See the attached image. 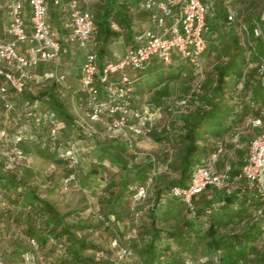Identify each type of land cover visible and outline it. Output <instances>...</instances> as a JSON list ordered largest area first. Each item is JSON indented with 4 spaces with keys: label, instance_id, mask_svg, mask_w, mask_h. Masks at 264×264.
I'll return each mask as SVG.
<instances>
[{
    "label": "trees",
    "instance_id": "1",
    "mask_svg": "<svg viewBox=\"0 0 264 264\" xmlns=\"http://www.w3.org/2000/svg\"><path fill=\"white\" fill-rule=\"evenodd\" d=\"M145 1L102 0L93 11L100 68L115 39L126 32V40H131L133 13H145L152 25V13L141 8ZM225 6L234 8L251 25L261 19L264 0H224L217 15L209 17V47L203 57L205 79L200 88L196 87L200 74L187 61L166 68L154 60L143 71L126 70L132 81L133 107L146 106L155 118L147 123L145 138L163 142V156L143 152L139 143L144 137H136L129 130L112 133L105 124L113 118L107 114L95 122L97 131L85 134L76 128V122L83 120L77 107L85 109L89 119L92 114L80 87L65 89L54 82L29 84L22 95L24 103L18 105L22 110L28 104L34 113L42 115L45 124L33 135L18 137L17 125L26 120L6 119L11 125H7L10 133L4 134L8 141L0 142L2 264H25L26 255L39 264H264L262 201L244 189L242 179L233 183L248 157V150L239 144L250 145L253 140L240 135L235 142L234 135L241 134L239 129L253 120L264 119V87L256 57L252 58L254 67L249 68L248 46L239 25L234 24L229 31L222 25ZM252 41L264 54V45ZM39 68L41 65L34 72ZM160 74L161 78L154 79ZM140 76L144 82H138ZM120 82V74L111 75L108 83L100 86L102 99L112 83ZM176 89L180 92L174 95ZM171 95L172 105H167ZM137 98L145 99L141 106ZM160 113L167 114L162 130L156 121ZM51 121L56 122L59 133L57 145L46 139ZM3 125L4 121L0 129ZM76 135L87 145L84 168L81 163L70 168L64 157L71 150L65 144ZM14 144L24 158L11 162L8 154ZM219 145L225 149L219 166L230 165L231 181L226 188L208 187L194 196L193 213L182 199L168 193L175 186L187 187L195 167L205 163ZM36 157L56 170L30 164L28 158ZM58 168L63 172L57 175ZM66 180L81 189L93 185L91 182L97 189L102 187L95 211L84 215L91 208L86 202L84 207L65 213L59 210L51 195H62L61 181ZM141 187L147 194L137 201ZM114 240L132 256H121L120 248L111 245Z\"/></svg>",
    "mask_w": 264,
    "mask_h": 264
},
{
    "label": "built area",
    "instance_id": "2",
    "mask_svg": "<svg viewBox=\"0 0 264 264\" xmlns=\"http://www.w3.org/2000/svg\"><path fill=\"white\" fill-rule=\"evenodd\" d=\"M0 1L7 3L10 16L8 34L13 38L10 42L0 44V108L6 114H13L14 121L21 122L24 118L34 130H37L45 124L42 115L34 113L28 104L18 112L17 101L22 100L26 88L31 87L29 84L37 86L45 82H54L61 86L64 84L66 77L64 74L45 71L38 76L34 71L44 63L56 62L65 49L48 23L47 0ZM61 1L55 0V3L58 5ZM223 1L146 0L141 4V8L152 13L153 29L145 30L136 36L138 46L127 49L117 61L106 62L102 68L98 64V54L88 52L81 68L82 81L79 87L86 95L92 110L91 121L97 122L101 114H107L113 118L112 122L105 124L112 133L119 134L129 130L136 137H147L146 125L152 123L155 118L146 106L133 107L130 95L132 81L126 70L143 71L154 60H159L166 68L174 66L177 61H187L200 74L196 83V87L200 88L205 79L203 57L209 47L206 39L208 20L209 17L217 15ZM67 9L69 19L65 29L70 32V38L74 43L86 47L96 33V16L93 11L82 9L78 0H69ZM225 16L222 25L226 31L236 23L239 25L242 40L248 46L249 68L254 67L252 58L258 59V77L264 87V54L259 53L256 43L252 41L256 39L264 45V10L261 19L254 20L251 25L231 6H225ZM112 26L118 29L116 24ZM19 44H23L24 47L19 49ZM113 74H120L121 82L112 83L109 86V93L102 99L100 86L107 84ZM24 123L17 125L18 137L30 135ZM55 125L56 122L51 121L46 139L57 145L59 133ZM251 126L263 132L251 141L246 164L233 183L240 179L244 181V189L253 192L262 201L264 217V119L253 120ZM76 128L85 134L92 133L90 125L84 120H78ZM167 129L169 130V127ZM7 137H4L5 141H8ZM239 137L240 134H237L234 141H238ZM224 154V147L219 145L205 163L195 167L188 186H175L169 191L168 196L182 199L194 213V196L208 187L223 189L229 185L230 165L226 164L223 169L219 166L220 158ZM8 156L11 162L24 158L15 144ZM64 157L69 161L70 168L79 164L72 149ZM146 194L147 189L141 187L135 198L140 201ZM52 242L57 243L54 240ZM32 243L35 245L34 241ZM111 245L120 248L117 240ZM119 253L124 257L132 256V252L127 248H120ZM33 259L32 256L26 255L25 264H38L32 261Z\"/></svg>",
    "mask_w": 264,
    "mask_h": 264
},
{
    "label": "rangeland",
    "instance_id": "3",
    "mask_svg": "<svg viewBox=\"0 0 264 264\" xmlns=\"http://www.w3.org/2000/svg\"><path fill=\"white\" fill-rule=\"evenodd\" d=\"M80 5L82 7H88L90 10L96 12L97 11V6L98 4L102 1V0H78ZM0 20L2 22V32L4 33L3 30H7L8 27V22H9V14H8V10L6 8V4L2 1L0 2ZM55 35H57V32H55V30H53ZM7 33H5V35H2V40L5 41V43L10 42L13 40V38L10 35H6ZM7 37V38H5ZM1 38V37H0ZM7 39V40H6ZM115 47H119L121 48L123 46V38H117L114 40ZM0 44H4L1 43ZM80 46V45H79ZM24 45L23 44H19V49L23 48ZM85 50V55L88 52H98L99 49V45L97 43V41L95 40V36L93 38H91L89 44L86 47H81ZM96 52V53H97ZM69 57H67L66 54H63L61 56H59V58L57 59L56 62H49V63H44L41 65V68H39V70L35 72L36 75H41L40 71L41 70H45V71H54L58 74H64L65 77V82L63 84V88H72V87H79V77H78V72H77V68H78V64L81 63V58L78 57V59H76V68L75 70H72L71 68H67V70H61V66L62 63H64L65 61H68ZM106 59H109V57H107ZM78 61V62H77ZM207 62H209L207 60ZM73 67V66H72ZM207 68L209 69L208 65ZM65 69V68H64ZM65 72V73H64ZM129 74L131 75H135V73L133 71H128ZM163 76V74H160L158 76H155V78H161ZM171 91H172V85H171ZM180 92L178 89L174 90V95H177ZM138 99V103H140V105L138 103H135V105H139L141 106L145 99L143 98H137ZM136 99V101H137ZM23 100H18L17 101V105L20 104V106H22L23 104ZM20 106L18 107L19 111L20 110ZM76 112L79 113V115L82 117V119L84 121H86L89 125H90V129L92 131V129L97 131L96 128V123L91 121V119H89L87 111L85 109H76ZM167 114H163L160 113L157 116V128L159 130H162L163 126L166 125V121H167ZM13 116V114H6V112H4L1 108H0V126H1V122L4 121V125L2 126V129H0V142H2V140H4V134L5 133H10V127L11 126L9 124V122H6V119H8L9 117ZM10 120V119H9ZM7 120V121H9ZM24 125H26V129L28 131V134H34L33 132L35 131L32 126L29 123H24ZM7 128V129H4ZM241 134V136H245L246 138H248L249 140L254 139L256 136H258L260 134V132H263V130L258 129V128H253L251 125H248L244 128L239 129V131ZM236 134L234 135L235 138ZM10 138V137H9ZM80 138H78V135L75 136L74 139H72L71 141H69L67 144H65V146H68V148H71L73 150V152L76 155V160L79 161V164L81 163L83 168L86 167V161H85V157L83 155V152L85 151L87 145L85 143V140H81L79 141ZM232 141V139L230 140ZM139 146L141 148V150L143 152H145L146 154H151L154 155L156 157L158 156H163L164 154V150L165 148L163 147V142L159 143V142H155L154 140H152L151 138H143L140 143ZM240 148L246 149L249 151V145L247 144H239ZM29 163L35 165L36 167H44L47 168L48 170H56L53 169L54 167L52 165H47L45 164L41 158L36 157V158H28ZM86 170V169H85ZM63 170L58 168L57 169V175L62 173ZM67 174V173H66ZM174 176H176V173H173ZM73 177H71L72 179ZM62 187H61V192L62 195L59 193H55L51 195V198L53 200H55L56 204L59 207V210L61 212H68L74 209H77L79 207H84L85 202L88 204V206H90L91 208L84 213V215H88L90 212H92L93 210L95 211V208H97L98 206V197L102 194V187H99L97 189V187L94 185L93 182H91L93 185H89V186H82V189L80 188V186H73L74 184L71 185L70 181H61ZM43 188H46V186H44ZM15 231V230H13ZM119 257L118 253L116 252L114 255L115 260H117ZM43 259V258H41ZM32 261H36V259H33ZM39 264V263H38ZM197 264V263H196Z\"/></svg>",
    "mask_w": 264,
    "mask_h": 264
},
{
    "label": "crops",
    "instance_id": "4",
    "mask_svg": "<svg viewBox=\"0 0 264 264\" xmlns=\"http://www.w3.org/2000/svg\"><path fill=\"white\" fill-rule=\"evenodd\" d=\"M0 2H2V1H0ZM3 2L6 4V8H7V3L5 1H3ZM47 2H48V8H49L48 23L50 24L52 30H55V32H57L56 37H57L58 41H60V43L62 44V47L65 49V52H63V54H66L67 57H69L68 61H65L64 63H62L61 70H67V68H71L72 70H75L76 59H78V57H80L81 63L78 64V68H77V72L79 73L78 74V77H79L78 80L80 83L82 81L81 68H82V65H83V62L85 60L86 55H85V50L83 48H81V46H79L77 43H74L71 40L70 32L65 29V24L67 23V21L69 19V11L67 9V4H68L69 0H62L61 3L58 5L55 3V0H47ZM79 5H80V3H79ZM80 7L84 8V9H89L88 7H82L81 5H80ZM131 18L133 21L131 40L130 41L126 40L127 38H126V32H125L123 34V36L120 37V38H123V46L121 48L115 47L114 46L115 42H113L109 47V53L107 56V57H109V59H105V61L103 63L110 62V61H117L126 52L127 49L134 48V47L138 46V43L135 40V38L138 34L142 33L146 29L153 28V26L150 24V22H147V16L143 12L141 13L140 11H138L137 13H133L131 15ZM9 23H10V16H9V22L7 24L8 26H9ZM1 26H2V22L0 20V37H1L0 41H1V43H3V42L5 43V41L2 40V37H3L2 35H5V33H7L6 35H9L8 34V27H7V30H6V28H5V30H3L4 31V33H3ZM5 38H7V37H5ZM137 80H138V82H144L145 79H144V77L140 76V78H138ZM170 98L171 99L168 100L167 105H172V95ZM152 109H154V108H152ZM151 111H153V113H156V110H151Z\"/></svg>",
    "mask_w": 264,
    "mask_h": 264
}]
</instances>
